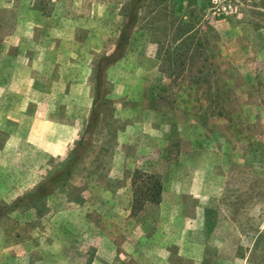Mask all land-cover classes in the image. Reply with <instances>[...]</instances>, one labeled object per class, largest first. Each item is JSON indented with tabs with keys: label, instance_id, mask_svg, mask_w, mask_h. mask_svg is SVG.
I'll return each mask as SVG.
<instances>
[{
	"label": "rangeland",
	"instance_id": "obj_1",
	"mask_svg": "<svg viewBox=\"0 0 264 264\" xmlns=\"http://www.w3.org/2000/svg\"><path fill=\"white\" fill-rule=\"evenodd\" d=\"M222 1L0 0V85L23 88L28 51L59 105L83 77L91 100L84 115L71 99L58 157L0 155V264H264V26L224 19ZM52 16L49 58L34 28ZM135 170L163 191L132 213Z\"/></svg>",
	"mask_w": 264,
	"mask_h": 264
},
{
	"label": "crops",
	"instance_id": "obj_2",
	"mask_svg": "<svg viewBox=\"0 0 264 264\" xmlns=\"http://www.w3.org/2000/svg\"><path fill=\"white\" fill-rule=\"evenodd\" d=\"M54 16L49 21L41 19L34 28L36 31H44L45 29L46 34L42 35V40L44 43H49L50 41L53 43V47L47 46L45 49L49 58L55 55L54 43H57V38H59L57 30L53 26L55 23L54 18H56ZM51 24L50 29L48 25ZM69 40H72V38L65 37L62 41L69 42ZM40 41L41 38H36V49H40ZM13 48L10 43L5 42V53H8ZM20 49L22 50L23 46ZM35 58L28 51L20 53V59L23 63L22 89H11L12 85H9L13 82L12 77L9 80V85H0V138L3 139L0 142V155L9 152L10 149L14 150L13 148L17 146H28L35 153L45 154L48 157H58L61 152L67 150L77 136L76 117H69V114H71L69 112L75 111L77 103H71L70 101L71 99L74 101L77 97H81L85 101L86 98H89L90 95L86 86L88 79L83 77L76 82L78 84L75 83L76 79L73 80L72 84H69L62 94V96L69 99L68 104L59 105V98L61 97L57 92L59 84L53 82L52 77H49L45 88L37 86L41 79H39L40 67ZM82 64L86 65V62ZM47 65L49 67L47 72L52 74V61H49ZM55 66H58V64L56 63ZM17 98L18 100H16ZM37 98L45 99L42 102L35 100ZM86 102L83 105L79 104L78 112L84 115L90 113L91 108V100L89 99ZM60 114L67 115V120H61ZM16 152H20V150L16 148Z\"/></svg>",
	"mask_w": 264,
	"mask_h": 264
},
{
	"label": "trees",
	"instance_id": "obj_3",
	"mask_svg": "<svg viewBox=\"0 0 264 264\" xmlns=\"http://www.w3.org/2000/svg\"><path fill=\"white\" fill-rule=\"evenodd\" d=\"M141 0H134L138 3ZM227 6L226 14L221 13V17L239 20L240 24L252 25L255 29H261L264 26V0H224L222 1ZM184 34V35H183ZM188 33H182L181 38H186ZM180 37L173 40L175 55H186L189 48L185 42H182ZM180 42V46L178 45ZM168 53V50L165 51ZM132 213H137L142 210L146 204L158 205L161 200L162 182L157 175L143 173L135 170L132 175Z\"/></svg>",
	"mask_w": 264,
	"mask_h": 264
}]
</instances>
